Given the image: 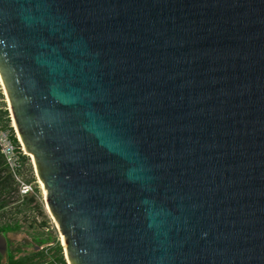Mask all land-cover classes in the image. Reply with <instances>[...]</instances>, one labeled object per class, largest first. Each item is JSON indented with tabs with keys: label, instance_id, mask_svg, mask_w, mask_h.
Listing matches in <instances>:
<instances>
[{
	"label": "water",
	"instance_id": "95a60500",
	"mask_svg": "<svg viewBox=\"0 0 264 264\" xmlns=\"http://www.w3.org/2000/svg\"><path fill=\"white\" fill-rule=\"evenodd\" d=\"M0 76L71 264H264V0H0Z\"/></svg>",
	"mask_w": 264,
	"mask_h": 264
},
{
	"label": "trees",
	"instance_id": "16d2710c",
	"mask_svg": "<svg viewBox=\"0 0 264 264\" xmlns=\"http://www.w3.org/2000/svg\"><path fill=\"white\" fill-rule=\"evenodd\" d=\"M10 124V115L0 92V129L8 128ZM39 195L40 190L36 188L34 195L20 201L17 186L0 151V236L6 239L8 234L27 231V237L15 245L6 240L0 251V264H68L59 238L51 231Z\"/></svg>",
	"mask_w": 264,
	"mask_h": 264
},
{
	"label": "built area",
	"instance_id": "2783aa9c",
	"mask_svg": "<svg viewBox=\"0 0 264 264\" xmlns=\"http://www.w3.org/2000/svg\"><path fill=\"white\" fill-rule=\"evenodd\" d=\"M10 119L12 121L10 126L0 129V151L4 158L5 167L17 186L21 201L22 198L35 194L36 188H38L36 185L38 182L35 181V178L38 175L33 159L26 152L24 144L17 133L13 117H10ZM39 200L41 202L40 196ZM44 203L47 205L45 195Z\"/></svg>",
	"mask_w": 264,
	"mask_h": 264
},
{
	"label": "rangeland",
	"instance_id": "374dc122",
	"mask_svg": "<svg viewBox=\"0 0 264 264\" xmlns=\"http://www.w3.org/2000/svg\"><path fill=\"white\" fill-rule=\"evenodd\" d=\"M0 92L3 94V101L5 102V106H6V109L8 110V113L10 115V117H13L12 114H11V108H10V103H9V100H8V97H7V94H6V91H5V88H4V85L2 83V79H1V76H0ZM10 122L12 123L11 119H10ZM15 125V123H14ZM31 156V155H30ZM32 157V156H31ZM33 159V158H32ZM37 175H38V172H37ZM35 181H37L38 183H36L37 187L39 188L40 190V198H41V202H42V205H43V208L45 210V213L47 214V216L49 217V221H50V228H51V231L53 232V234L55 236H57L60 240V243L61 245L63 246L64 243H63V235H62V232H61V229H60V226L56 220V218L52 215V213L50 212L49 208L47 207V205L44 203V195L46 196V191L44 189V186L42 184V180H40V177L38 175L37 178H35ZM45 191V192H44ZM45 204V205H44ZM27 237V231L26 230H23L22 232L20 233H14V234H8L6 235V240L8 241L9 244L11 245H15L16 243H18L19 241H21L22 239L26 238ZM64 253H65V250H64ZM65 258L67 260V263L68 264H71V262L68 260V258L66 257V253H65Z\"/></svg>",
	"mask_w": 264,
	"mask_h": 264
},
{
	"label": "bare ground",
	"instance_id": "6f19581e",
	"mask_svg": "<svg viewBox=\"0 0 264 264\" xmlns=\"http://www.w3.org/2000/svg\"><path fill=\"white\" fill-rule=\"evenodd\" d=\"M30 155V154H29ZM33 158V157H32ZM43 184V183H42ZM45 192V191H44ZM63 243H64V238H63Z\"/></svg>",
	"mask_w": 264,
	"mask_h": 264
}]
</instances>
